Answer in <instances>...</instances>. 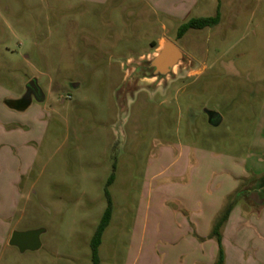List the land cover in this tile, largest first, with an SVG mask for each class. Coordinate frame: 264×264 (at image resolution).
Returning a JSON list of instances; mask_svg holds the SVG:
<instances>
[{"label": "rangeland", "instance_id": "1", "mask_svg": "<svg viewBox=\"0 0 264 264\" xmlns=\"http://www.w3.org/2000/svg\"><path fill=\"white\" fill-rule=\"evenodd\" d=\"M202 1L152 0L167 16L149 0H0V197L15 208L0 227L46 229L42 247L25 252L0 235V264H94L92 239L109 197L114 210L100 264H129L151 194L189 179L188 172L154 177L169 164L156 159L166 146L176 158L184 147L202 148L252 157L249 167L262 168L264 29L221 23L178 37L183 22L200 16ZM163 24L165 39L192 61L159 84L140 80L120 95L122 106L118 89L129 63L159 47L152 41ZM34 78L46 99L11 113L5 97L20 99ZM206 108L223 121L211 124ZM196 163L190 158L187 167ZM252 172L247 184L264 176ZM238 203L247 218H235L236 240L250 255L245 264H264V205L247 196ZM166 205L180 208L174 198Z\"/></svg>", "mask_w": 264, "mask_h": 264}, {"label": "crops", "instance_id": "2", "mask_svg": "<svg viewBox=\"0 0 264 264\" xmlns=\"http://www.w3.org/2000/svg\"><path fill=\"white\" fill-rule=\"evenodd\" d=\"M149 1L155 12H163L161 7L158 8L152 3V0ZM160 1L158 0V2ZM202 2L200 5L196 4V8H200V16L215 15L217 11L215 14L208 11L211 8L215 10V6L216 10L220 7L221 20L217 25L227 23L230 28L237 29L240 26L243 27L242 25L245 23L246 30L249 24L256 22L255 25L260 31L264 29V0H206ZM246 11H248V16L244 14ZM163 14L171 16L167 10ZM257 15H260L258 20H256ZM167 28V25L163 24L164 32L157 40L153 41L162 43L166 37ZM124 78L125 75L123 80ZM18 101L19 99L13 95L5 97V104L7 107L9 105L11 113H24L35 102L32 101L21 106L13 105L12 102ZM186 149L184 147L183 150H180V154L176 158L172 156V149L166 146L156 157L157 160L170 159V161L164 170L159 169L154 172L155 178L165 174H169L166 175L169 178H184L188 172L189 179L186 183H171L159 187L158 189H161L165 186V191L160 195L158 193L155 197L151 194L148 203L149 213L142 221L139 233H137L139 244L133 247L129 264H213L220 251L218 241L210 237L214 222L223 212L228 200L231 197H236V193L254 178L251 171L256 175L264 173V160L259 161L262 163V168L258 170L255 167H249L252 157L215 154L202 148L191 150V147H186ZM190 158L197 159V163L188 168L187 164ZM259 158L261 160V156ZM182 161L185 166L178 165ZM28 173L29 171L26 174ZM239 195L241 198L238 201L246 197L243 193H239ZM170 198L178 200L180 208L177 211L166 205ZM239 203L232 209L227 221L221 227L226 254L225 264H245L246 259L250 258L246 247L236 240L242 227L240 224L235 225L236 216L240 221L247 220L246 215L242 211L240 212L241 205ZM152 208L155 215L151 220L150 211ZM14 210L12 201L7 203L0 197V223L12 220ZM9 225L10 228L7 225L0 227V235L6 241L11 238V232L16 227Z\"/></svg>", "mask_w": 264, "mask_h": 264}, {"label": "water", "instance_id": "3", "mask_svg": "<svg viewBox=\"0 0 264 264\" xmlns=\"http://www.w3.org/2000/svg\"><path fill=\"white\" fill-rule=\"evenodd\" d=\"M191 56L186 53L175 41L166 38L157 47L153 53L144 56H136L133 61L129 63V71L125 76L120 88L118 89V99L122 106L126 104L122 101L120 95L125 97L130 89L135 90L138 87L140 80H153L156 84L167 81L176 76V69L180 65H187L191 63ZM38 85V79L34 78L29 82V86ZM42 97L38 101L46 99V93L41 87ZM134 92L130 97H134ZM129 95V94H128ZM127 96V95H126ZM208 114L209 122L213 125H219L222 121V116L219 112L212 109H205ZM264 176L260 181V186L251 190L247 196L256 204L264 205ZM46 231L45 228L18 230L15 229L10 238L9 244L16 246L21 252L27 250H38L42 247V234Z\"/></svg>", "mask_w": 264, "mask_h": 264}, {"label": "trees", "instance_id": "4", "mask_svg": "<svg viewBox=\"0 0 264 264\" xmlns=\"http://www.w3.org/2000/svg\"><path fill=\"white\" fill-rule=\"evenodd\" d=\"M220 20H221V11H220V7H218L217 13L215 15L193 17L189 19L188 21L183 22L179 27L178 37L184 36L190 29H204L206 27L215 26L219 24ZM157 44L158 43L155 41L152 42L153 47H157ZM114 179H115V174L113 173L112 176L110 177L108 185L112 184ZM260 181L261 179L259 178L258 180L253 181V183L251 184H246L240 191H238V193H236V197H231L226 203V206L223 212L217 217L216 221L214 222L210 237L215 238L218 241L220 245V251H219L217 260L213 264H225L226 254H225V249L222 246L221 227L227 221L230 212L232 211L234 206L238 203L239 198H241L239 197L240 196L239 193H243L245 196H247V194L251 190H254L260 186ZM108 195L110 196L109 192H108ZM113 210H114L113 201L111 197H109V205L106 208L101 218V221L95 231L93 239H92V251H93V263L94 264H100L101 262L99 249L103 241L104 233L107 227L111 223V220L113 217Z\"/></svg>", "mask_w": 264, "mask_h": 264}, {"label": "flooded vegetation", "instance_id": "5", "mask_svg": "<svg viewBox=\"0 0 264 264\" xmlns=\"http://www.w3.org/2000/svg\"><path fill=\"white\" fill-rule=\"evenodd\" d=\"M38 85H40L39 80H38ZM28 86H29V83L27 85L25 95L23 97H20L18 101L22 105H26L32 101H38V98L42 97L41 85L38 87L36 86L28 87Z\"/></svg>", "mask_w": 264, "mask_h": 264}]
</instances>
